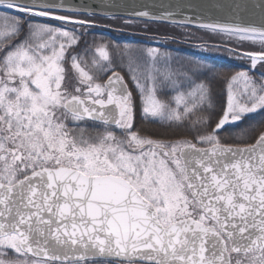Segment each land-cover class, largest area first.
Wrapping results in <instances>:
<instances>
[{
	"label": "snow or ice",
	"instance_id": "obj_1",
	"mask_svg": "<svg viewBox=\"0 0 264 264\" xmlns=\"http://www.w3.org/2000/svg\"><path fill=\"white\" fill-rule=\"evenodd\" d=\"M0 7L13 13L0 15V264H264V130L253 143L217 135L264 110V77L257 84L245 71L232 75L213 128L210 117L197 115L213 107L211 84L197 82V69L173 68L155 48L143 71L129 56L141 119L190 124L195 133L153 138L136 129V96L107 45L95 49L100 59L89 68L69 52L79 41L75 30L30 22L94 21L56 15L61 5L36 0H0ZM230 8L228 20L198 27L264 47V0ZM249 8L259 10V23L241 21ZM243 56L253 68L264 64V51ZM240 81L243 102L233 91ZM164 89L176 92L171 102L161 98ZM88 122L94 127L80 126Z\"/></svg>",
	"mask_w": 264,
	"mask_h": 264
},
{
	"label": "trees",
	"instance_id": "obj_2",
	"mask_svg": "<svg viewBox=\"0 0 264 264\" xmlns=\"http://www.w3.org/2000/svg\"><path fill=\"white\" fill-rule=\"evenodd\" d=\"M4 14L7 13L4 12ZM12 14H13L12 12H8L7 15H12ZM60 15L72 16V17L77 16L72 14H60ZM33 19L31 20L33 22L45 21L43 19H46V22L50 21L54 24L61 23V25L69 26V28L70 26L71 27L80 26L72 22L66 23L63 21H59L47 17H42L41 20L40 17H35ZM108 21L111 22L112 25L114 26H121V27L128 26L127 28L134 31L154 30L152 32L172 34L175 36L177 35V37L180 38L182 36L183 38L186 37L185 39L187 41H192L197 43L202 42L201 40L197 39L198 38L197 34L201 35V33H209L213 36L212 38H214V39L211 38L210 40V42L212 43L222 42L215 40V38H217V39H222L224 44L230 45L240 50H244V51L246 50L247 52L264 51V47H262L259 43H253L250 41H245L243 43H240L235 40L230 41L228 40L227 37H221L219 35L211 33L208 30H203L193 27L160 24V23L138 21V20L128 22V20L125 18H112L109 19ZM81 31L82 33H84L86 29H84V27H81ZM94 35L96 37V41L98 40V42L102 43V37L99 34H92L90 35L93 36L92 39H94ZM90 36L86 38L84 37L82 38L83 39L81 41L82 43L84 41H87L86 43H84V47H81L79 42V44L73 50V53L75 55L79 52H82V54L86 52L85 55H81V56H83L84 59H87L88 63H90L89 53L91 52L90 54H92L93 51L95 50L94 48H96V45L93 44L94 42L96 43V41H92ZM107 40L108 42H106V39L104 37V43L110 44V49L113 56L112 62H114V54H115V61L123 60V57L121 55H123V52L126 48L130 49L132 54H134L136 52L138 53L139 51L143 50L146 47H151L146 43H140V42L113 41L109 39ZM171 46L188 48V46L178 43H172ZM201 49L202 50L207 49V51L210 52L204 53L203 56H197L189 52H186L183 49L172 50L174 54L172 61L173 60L176 61L177 64H186V65H180L184 69L191 68V66L195 67L194 65L196 64L209 65V71L207 73H204L201 79L211 84L212 103H213L212 113H215L216 116L214 117H217V119L212 117L210 120V126L214 128L215 124L218 123L219 121L218 116L222 115L223 111L226 108V100H224V97L227 94L226 91V87L228 86L226 84L227 79H229L232 75L236 74L237 72L252 70L251 69L252 65L250 59L245 58L236 52L233 53L217 46H207V47L201 46ZM258 64L264 66V64L262 63H258ZM114 70L121 71L119 67L115 68ZM136 103H137V117L135 124L137 130L140 129L143 130L142 134L150 135L153 138H158V139H175L181 135L191 138L195 134L194 130L191 129L190 124H185L184 126L172 125L171 127H169L167 124L142 120L139 111L140 108L139 97L137 98ZM191 119L195 120L196 117L193 116ZM88 123L93 125L91 122ZM261 130H264V110H258L255 113L248 114L245 118H243L239 122L229 123L225 125L222 129L217 130V135L220 136L221 141L223 143H229V144L253 143L256 136L259 134ZM242 133H243V137L241 139H237V137L240 136Z\"/></svg>",
	"mask_w": 264,
	"mask_h": 264
},
{
	"label": "water",
	"instance_id": "obj_3",
	"mask_svg": "<svg viewBox=\"0 0 264 264\" xmlns=\"http://www.w3.org/2000/svg\"><path fill=\"white\" fill-rule=\"evenodd\" d=\"M26 2H32V0H26ZM36 2L61 5V7L55 9V12L124 17L167 24H174L172 20L183 21L187 17L195 23L183 24L182 26L199 28L198 24L200 22L217 20L224 22L228 20L234 15L230 5L235 3L236 0H36ZM245 2L251 4L253 0H245ZM84 9H88V12L85 13ZM142 11H149L150 16L160 15L163 12H172L173 15L170 19L159 20L135 15V13ZM240 17L241 21L245 23H259L261 19L259 10L251 8L246 12H241ZM174 25L181 24L175 23ZM160 42L159 39L157 43ZM193 45L199 46L200 44ZM221 47L244 54V52L228 46L221 45Z\"/></svg>",
	"mask_w": 264,
	"mask_h": 264
},
{
	"label": "rangeland",
	"instance_id": "obj_4",
	"mask_svg": "<svg viewBox=\"0 0 264 264\" xmlns=\"http://www.w3.org/2000/svg\"><path fill=\"white\" fill-rule=\"evenodd\" d=\"M6 13H8V12H6ZM0 15H4V13L0 12ZM25 18L27 19V17H25ZM30 22H33V21H30ZM33 23H43V22H33ZM44 24H46V23H44ZM49 25H51L53 27L66 28L69 31L75 30V34L77 36H79V41H78V43L76 45L73 46L72 49H69V52L71 54H73V55H75L73 53V50L79 44V42H80L81 47H84V43L87 42V41H84L83 43L81 42L83 40L82 39L83 37L86 38V37H89L92 34H95L94 32L92 33L90 31L89 32L88 31H84V33H82L81 29L64 27L61 24L49 23ZM99 35L102 37V43L98 42V40L96 41L95 35H94V39H92L93 36H90V38L92 39V41H96V43L95 42L93 43L94 45H96V48L99 47L100 45H107L108 52H109V56H110V60L112 62L113 56H112V52H111V49H110V44L109 43H104V35H101V34H99ZM197 35H198L199 40H201L203 42H206V43H212V42H210L211 38L213 37L211 34H209V33H201V35L200 34H197ZM118 38L119 39H123L124 37H118ZM135 38H136L135 36H128L127 39L128 40H136ZM212 39H214V38H212ZM88 40H89V38H88ZM215 40H217V41H223L221 39L218 40L217 38H215ZM106 42H108L107 39H106ZM168 47L170 48L171 46L170 45H167V44H164V45H162L160 47L159 46H156V45H153L151 47L144 48L143 50L139 51L138 53L136 52V53L132 54V52L129 51L128 52V55H121L123 57V60H121V61H115V54H114V62H112V67L114 69L117 68V67H119L121 69V71L123 72V74H125V76L127 77V79L130 82V84L132 85V88L136 91V93H138L137 92V89L135 87V84L133 83V81L131 79V74L128 71L129 56H131L136 61V63L140 65L141 71H143L147 67V65L150 63V57L147 54V49H149V48L158 49L160 54H168L171 57V65H172L173 68H180L181 67L180 65H186V64H177L176 61H174V60L172 61V58H173L174 54H173L172 51L169 50ZM96 48H94V49H96ZM90 53H89L90 63H88V67L89 68H91V64H92V60L93 59H97V60L100 59L99 54L95 50H94V54H90ZM77 54H79V55H85L86 52L83 53V54H82V52H79ZM87 56H88V53H87ZM158 59H159V57H158ZM85 60L87 61V59H85ZM101 62L104 63L105 66L107 67V62H104V61H101ZM133 66L135 67V65H133ZM158 66H160V65H158ZM194 66L196 67L195 69H197L195 79L197 80V82H199V81L202 80L201 78H202L203 74L204 73H207L209 71V65L207 64L205 66H202L200 64H196ZM66 67H68V65H66ZM191 68H194V67L191 66ZM256 68H257V65H256L255 68L251 67L252 70H254ZM247 73L250 76L251 73H249V72H247ZM110 74H111V72H107L106 74H99L100 81L103 82L104 80H106L107 79V76L110 75ZM262 77H264V76L262 75ZM262 77L258 76L256 78L255 77H253V78L255 79V81L257 82V84H259L261 82V80H262ZM69 78L71 79L72 83L75 84V79H74V77L71 74V70H69ZM230 78L227 79V81H226L227 82L226 83L227 85H228V83L230 81ZM141 82L142 83H150V82H146L144 80H141ZM243 88H244V84H243L242 81L236 82V83L233 84V91L234 92H237L238 94H240L239 95V98L241 99L242 102L246 99V95L242 94L243 93ZM181 90H186V86H185V88H182ZM226 91H227V94L224 97V100H226V106H227L228 86L226 87ZM161 94H163V95H161ZM175 95H176V92L173 91V90H171V89H164L160 93L161 98H163V99H165V100H167L169 102L172 101V98ZM172 106L175 107V104L173 103ZM199 114H201V113H198V115ZM202 115H205V116L210 117V120H211L212 117L216 116L215 113H212V109H208V110L203 111L202 112ZM222 115H223V113H222ZM222 115L218 116V118L220 119L222 117ZM214 118L217 119V117H214ZM68 126L70 128L76 127V125L74 123H72V122H69ZM80 126L81 127L86 126V127L90 128V129L94 127L90 123H87L86 125H83L82 124ZM112 130L117 131V135H120V133H119L118 130H115V129H112ZM9 258H15V254L12 253V252H9ZM29 258L31 259V257H29Z\"/></svg>",
	"mask_w": 264,
	"mask_h": 264
},
{
	"label": "flooded vegetation",
	"instance_id": "obj_5",
	"mask_svg": "<svg viewBox=\"0 0 264 264\" xmlns=\"http://www.w3.org/2000/svg\"><path fill=\"white\" fill-rule=\"evenodd\" d=\"M88 20V19H87ZM91 20V19H90ZM92 21H94V24L93 25H95L96 26V28H98V29H100V30H102V29H104V28H111V27H113V25L112 24H110L109 22H107V21H105V20H101V19H92ZM131 32H135V31H132V30H130ZM142 32H144L143 34L145 35V36H159V34L157 35V34H155V33H152V32H149V30L148 31H142ZM142 32H136V33H140V34H142ZM161 37H164V35H160ZM128 87L133 91V93H134V95L136 96V100H137V98L139 97V95H138V93H136V91L130 86V85H128Z\"/></svg>",
	"mask_w": 264,
	"mask_h": 264
},
{
	"label": "bare ground",
	"instance_id": "obj_6",
	"mask_svg": "<svg viewBox=\"0 0 264 264\" xmlns=\"http://www.w3.org/2000/svg\"><path fill=\"white\" fill-rule=\"evenodd\" d=\"M225 46H227V45L225 44ZM226 50L229 51V49H227V48H226ZM231 52L235 53L234 51H231ZM241 52L246 53L247 51H246V50H245V51L243 50V51H241ZM92 54H94V51H93ZM239 55H242V56H243V54H239ZM208 57H209V56H208ZM243 57H245V56H243ZM245 58H247V57H245ZM257 68H258V69H257ZM257 68H256V70L254 69V70H249V71H246V72L251 73L250 76H251V77H255V78L258 77V76L262 77V75L264 76V66H261V65L257 64ZM121 74L124 76L125 81H126L127 83H130V82L128 81L127 77L125 76V74H123V72H122Z\"/></svg>",
	"mask_w": 264,
	"mask_h": 264
}]
</instances>
